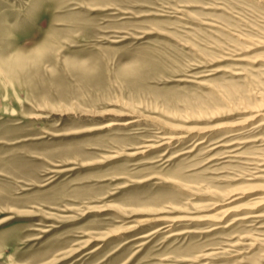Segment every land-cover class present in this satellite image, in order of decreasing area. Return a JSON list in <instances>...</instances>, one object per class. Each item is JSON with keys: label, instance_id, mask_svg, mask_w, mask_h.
I'll use <instances>...</instances> for the list:
<instances>
[{"label": "rangeland", "instance_id": "rangeland-1", "mask_svg": "<svg viewBox=\"0 0 264 264\" xmlns=\"http://www.w3.org/2000/svg\"><path fill=\"white\" fill-rule=\"evenodd\" d=\"M0 264H264V0H0Z\"/></svg>", "mask_w": 264, "mask_h": 264}, {"label": "bare ground", "instance_id": "bare-ground-1", "mask_svg": "<svg viewBox=\"0 0 264 264\" xmlns=\"http://www.w3.org/2000/svg\"><path fill=\"white\" fill-rule=\"evenodd\" d=\"M117 125V124H110V126ZM169 139V138H168ZM175 138H170V140H174ZM162 219V218H161ZM185 219V218H184ZM165 220V219H164Z\"/></svg>", "mask_w": 264, "mask_h": 264}]
</instances>
